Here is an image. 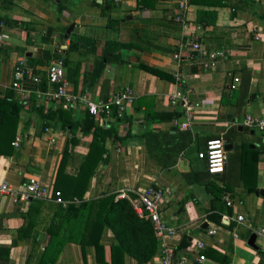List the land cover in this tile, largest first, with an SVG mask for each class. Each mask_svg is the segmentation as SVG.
<instances>
[{"label": "crops", "instance_id": "1", "mask_svg": "<svg viewBox=\"0 0 264 264\" xmlns=\"http://www.w3.org/2000/svg\"><path fill=\"white\" fill-rule=\"evenodd\" d=\"M179 1L163 0L138 10L136 0H0V99L11 90L14 99L23 103L16 125L6 113L0 130V150L5 152L14 133L10 152L0 153V182L19 190L34 179L53 188L66 150L70 154L66 174L76 173L89 151L90 138L79 130L73 137L60 122L43 129L42 112L37 109L57 107L37 97L33 78L19 82L23 93L12 88L17 63L25 60L27 64L29 57L38 60L48 50L61 60L67 58L65 79L74 93L104 101L129 86L134 94L125 114L95 118L97 126L112 128L114 135L107 137L106 153L90 179L85 200L101 195L132 200L147 186L167 190L161 203L165 221L172 227H188L168 240L178 262L264 264V237L256 233L264 227V129L244 125L247 115L264 121V0H190L183 22L176 19ZM70 25L73 30L65 40ZM193 41L207 52L222 51L224 57L208 70L201 68L198 59L176 64L173 55L187 50ZM70 43H77L78 48L68 55ZM102 59L101 76L91 85L84 73ZM139 64L172 77L178 73L182 83L146 73ZM45 68L36 66L34 75L41 77ZM175 91H189V105L199 113L191 130L174 126L173 119L147 121V115L179 109L168 100ZM84 112L71 110L72 120L82 121ZM186 131L192 134L188 146L180 136ZM227 132L235 134L236 141L226 143L232 147L227 151L224 173L210 176L197 156L199 148ZM72 137L76 143L71 145ZM16 139L17 147L13 145ZM247 147L258 151L257 163L249 159L242 164ZM211 183L222 190L219 201L213 202L207 190ZM245 184L256 187L257 192L248 191ZM226 199L232 206L226 205ZM53 203L46 202L43 210L30 213L38 218L37 226L29 238L11 247L8 264L34 263L48 239L45 228L53 213L48 206ZM30 207L31 202L16 204L12 196H0V246L11 244L17 229L27 221L24 216ZM211 215L219 216L220 224ZM238 215L243 216L242 223L236 221ZM213 226L216 233L207 235ZM252 234L257 249L247 245ZM197 240L205 244L202 252L193 250ZM101 244L104 262L111 264L117 240L110 229H103ZM113 251L114 264H141L126 252ZM158 251L143 264H160ZM200 255L205 259L200 260ZM55 264L99 263L93 247L82 249L70 243Z\"/></svg>", "mask_w": 264, "mask_h": 264}, {"label": "trees", "instance_id": "2", "mask_svg": "<svg viewBox=\"0 0 264 264\" xmlns=\"http://www.w3.org/2000/svg\"><path fill=\"white\" fill-rule=\"evenodd\" d=\"M95 1V0H94ZM163 0H136L138 10L152 8L156 3ZM92 45V41L86 40ZM117 47V46H116ZM78 48L77 43H70L67 54H71ZM186 55V50L182 51V56ZM51 51H44L42 57L38 60L27 58V65L31 67L34 72L36 66L46 67L53 59L57 58ZM109 59H107L108 61ZM63 67H68L67 58H62ZM77 68V67H76ZM103 59L99 61L96 66L90 71L84 73V80L89 78L90 84L93 85L101 76L103 71ZM138 68L146 73H150L158 78L174 81V77L167 75L157 69L139 64ZM78 70V68H77ZM35 73V72H34ZM37 84L39 91H46L49 87L46 79V74H42ZM73 84L76 86L78 81V73H73ZM14 92L9 90L4 97L0 99V130L6 120V113L11 114L13 124L17 123V116L23 103L14 99ZM34 99V96L31 100ZM45 103V102H44ZM41 118L44 121L43 129L49 127L52 122H60L61 128L69 130L73 137H75L78 130L85 137L90 138V147L88 153L83 158L82 162L77 168L76 173L66 174V166L70 154L66 153L62 156L55 174L53 183V192H58L63 201H68L66 206L53 203L49 204L48 208L53 210L50 221L45 228V233L48 235L46 244L41 252L38 253L33 264H55L64 246L67 244L79 245L82 249L88 246L93 247L95 259L99 264H106L103 258V245L101 238L103 229H110L117 240V244L112 248L111 260L114 264L113 250L123 251L131 255L138 263H146L150 261L157 253L159 248V240L155 236L152 225L149 220L140 218L134 212L130 200L127 198L115 199V195L99 196L95 199L85 200L84 195L89 186L91 177L100 162L103 161V154L106 153L105 143L107 137L114 135L112 128H102L95 124V117L88 112H84L83 120L76 122L72 120L71 110L63 109L61 106L57 108H50L43 110ZM112 116L117 118L116 112L112 111ZM183 112L180 109H175L169 113H157L147 115L148 122H161L164 120L178 119ZM130 122V121H129ZM180 136L186 140V146L192 142L191 132H180ZM226 143L236 141V135L227 132L223 135ZM71 138L69 144L76 143V138ZM14 138L12 133L11 138L5 147L8 150H0V153L10 152V143ZM206 141L200 150L205 147ZM241 145H239L240 147ZM185 147V146H184ZM258 151L245 148L242 152L241 162L244 165L246 161L251 159L253 164L257 163ZM207 190L213 195V202L219 201L222 190L216 184H207ZM248 191L257 192L254 186H245ZM79 200L78 203H73V200ZM46 207V202L40 200L31 201L29 214L25 215V224L16 231L15 238L11 241L9 246H0V264H8L9 252L11 247L17 244V241L24 240L30 237V233L37 226L38 218L30 216V213L40 212ZM214 209V205L212 207ZM217 210V209H216ZM210 218L217 224H220V217L211 215ZM261 253V252H260ZM226 260V259H225ZM30 263V259L29 262ZM224 261L223 264H225Z\"/></svg>", "mask_w": 264, "mask_h": 264}, {"label": "built area", "instance_id": "3", "mask_svg": "<svg viewBox=\"0 0 264 264\" xmlns=\"http://www.w3.org/2000/svg\"><path fill=\"white\" fill-rule=\"evenodd\" d=\"M190 0H180L178 2V15L176 19L183 22L185 11L189 6ZM258 38V37H256ZM186 50V55L182 56V52H176L173 55V61L176 64L183 60L192 61L198 59L201 61L200 65L203 70L213 68L219 60L224 57L222 51L207 52L198 42H190ZM47 83L49 85L46 91H39L37 89L36 95L46 103L55 104L56 107L61 106L66 110L84 109L95 118H103L108 116L114 110L118 116L128 112L134 102V94L129 86L121 88L118 92L113 94L107 100L92 99L86 93H74L69 83L65 79L64 67L61 59H53L45 68ZM26 77H31L38 84L39 78L34 75L33 70L26 64L25 60H20L14 69V80L12 88L20 93L23 91L20 88L19 82ZM176 83H182V79L178 73L173 75ZM189 92V91H188ZM188 92L175 91L168 97L169 103L173 108H179L183 114L178 119H173L174 126L185 130H191L194 121L197 118V113L192 110L188 102ZM195 111V112H194ZM244 125L248 128L264 129V121L262 119L247 115L244 120ZM19 139H16L13 145L18 146ZM226 142L224 136L210 138L206 141L203 150L199 151L197 156L203 160L206 167V172L210 176H219L224 173L225 164L227 160V151L225 149ZM169 192L147 186L142 191L137 193L136 198L130 200L131 206L140 218L149 220L152 225L155 236L159 240V260L160 264H182L178 262L175 257L174 248L168 245V240L176 236L180 231L188 229L187 226L172 227L164 219L161 211V203ZM12 196L16 204L27 205L33 200H40L44 202H55L63 206L66 205L58 192L54 193L49 186L30 179L26 182L22 189L15 190L6 181L0 182V196ZM227 206H232L230 200H225ZM237 222H243L244 218L241 215L236 217ZM217 228L211 227L207 230V235H214ZM257 235L264 237V227L256 231ZM193 250L202 252L205 249V244L200 241H194L192 244ZM200 260H204V255L199 256Z\"/></svg>", "mask_w": 264, "mask_h": 264}, {"label": "water", "instance_id": "4", "mask_svg": "<svg viewBox=\"0 0 264 264\" xmlns=\"http://www.w3.org/2000/svg\"><path fill=\"white\" fill-rule=\"evenodd\" d=\"M73 26L74 25H70L67 29H66V31H65V34H64V39L65 40H67L68 38H69V35H70V33H71V31L73 30ZM231 145L230 144H226V146H225V149H226V151H229L230 149H231ZM255 240H256V235L255 234H252L250 237H249V239H248V241H247V245L249 246V247H251V248H253V249H257V247L255 246Z\"/></svg>", "mask_w": 264, "mask_h": 264}]
</instances>
